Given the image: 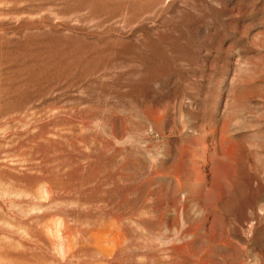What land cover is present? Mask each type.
I'll list each match as a JSON object with an SVG mask.
<instances>
[{"label":"rangeland","instance_id":"374dc122","mask_svg":"<svg viewBox=\"0 0 264 264\" xmlns=\"http://www.w3.org/2000/svg\"><path fill=\"white\" fill-rule=\"evenodd\" d=\"M0 264H264V0H0Z\"/></svg>","mask_w":264,"mask_h":264},{"label":"bare ground","instance_id":"6f19581e","mask_svg":"<svg viewBox=\"0 0 264 264\" xmlns=\"http://www.w3.org/2000/svg\"><path fill=\"white\" fill-rule=\"evenodd\" d=\"M44 57V56H43ZM53 58V57H52ZM47 61V60H46Z\"/></svg>","mask_w":264,"mask_h":264}]
</instances>
